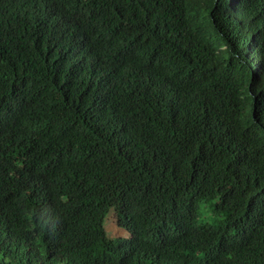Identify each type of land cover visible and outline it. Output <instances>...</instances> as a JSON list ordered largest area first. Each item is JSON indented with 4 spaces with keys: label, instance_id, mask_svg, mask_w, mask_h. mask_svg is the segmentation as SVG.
Returning a JSON list of instances; mask_svg holds the SVG:
<instances>
[{
    "label": "trees",
    "instance_id": "1",
    "mask_svg": "<svg viewBox=\"0 0 264 264\" xmlns=\"http://www.w3.org/2000/svg\"><path fill=\"white\" fill-rule=\"evenodd\" d=\"M0 264H264V0H0Z\"/></svg>",
    "mask_w": 264,
    "mask_h": 264
},
{
    "label": "rangeland",
    "instance_id": "2",
    "mask_svg": "<svg viewBox=\"0 0 264 264\" xmlns=\"http://www.w3.org/2000/svg\"><path fill=\"white\" fill-rule=\"evenodd\" d=\"M105 229L110 236H126L127 232L118 227L116 224V216L113 210H110L106 216Z\"/></svg>",
    "mask_w": 264,
    "mask_h": 264
}]
</instances>
